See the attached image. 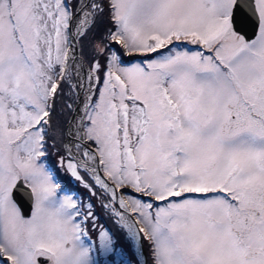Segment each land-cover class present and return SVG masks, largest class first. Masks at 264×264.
Returning <instances> with one entry per match:
<instances>
[{
  "label": "snow or ice",
  "instance_id": "6c2138e0",
  "mask_svg": "<svg viewBox=\"0 0 264 264\" xmlns=\"http://www.w3.org/2000/svg\"><path fill=\"white\" fill-rule=\"evenodd\" d=\"M99 258L264 264V0H0V264Z\"/></svg>",
  "mask_w": 264,
  "mask_h": 264
},
{
  "label": "trees",
  "instance_id": "16d2710c",
  "mask_svg": "<svg viewBox=\"0 0 264 264\" xmlns=\"http://www.w3.org/2000/svg\"><path fill=\"white\" fill-rule=\"evenodd\" d=\"M107 27H110L108 21L106 18H104V23L101 24L96 30H94V32L89 36V41L91 43H88L86 42V45H85V51L88 52L89 54L91 53V44H94V43H98L100 42V39L102 36L105 35V31L104 29H106ZM72 113L71 112H68V111H65L63 110L61 107L58 106L57 108V112H56V115L53 117V131L51 133V135H54L55 136V132L58 133V129L61 127H65L66 125V121H68L69 119V116L71 115ZM55 128H58L56 131L54 130ZM55 143L56 144V147H51V145ZM49 145H50V150L53 151L50 152V154H52L54 157H55V162L59 160L58 156L61 154V149L58 147V142L57 140H49ZM64 174L68 176V178H70V175L67 174L65 171H64ZM72 179V178H70ZM75 180V179H74ZM76 181V180H75ZM76 183L79 185L80 188H82L83 190L85 191H88L86 188L83 187L82 184H80L79 182L76 181ZM98 206H99V201L96 200ZM100 208V207H99ZM101 210V209H100ZM102 211V210H101ZM104 214V218L102 220V222L98 221V223L100 224H103L105 222H109L111 225H113V230L116 231V226L108 219L107 215L103 212ZM146 249V248H145ZM147 251V249H146Z\"/></svg>",
  "mask_w": 264,
  "mask_h": 264
},
{
  "label": "rangeland",
  "instance_id": "374dc122",
  "mask_svg": "<svg viewBox=\"0 0 264 264\" xmlns=\"http://www.w3.org/2000/svg\"><path fill=\"white\" fill-rule=\"evenodd\" d=\"M177 43H178V46H184L183 42H177ZM188 46L189 47H195V46H192V45H188ZM137 59H140V57H137ZM72 116H73V114H71L69 116L68 121H70L72 119ZM57 129L58 128H55L54 130L56 131ZM55 136H56V140L58 142V147L61 149V154L60 155H62L63 154V150L61 148L60 137H59L57 132H55ZM50 152L53 153V151L50 150V148H49L48 149V153H47L48 161L55 163V157L52 154H50ZM60 155L58 156V158L60 157ZM64 171L65 170L63 168H61L60 172H59V176L57 177L58 179L63 178L62 186L64 187V191L67 192V193H71L74 197H76L79 200H82L85 203H87L89 201V198H90L88 191H85L82 188H80L79 185L76 183V181L74 179H70V178H68L67 175L64 174ZM95 203H96L95 211L97 212L98 221L102 222V220L104 218L103 211L100 210V208H99V206H98L96 201H95ZM103 225H105L108 228H112L113 229V227H112L113 225H111L109 222H105V223H103ZM113 231H115V230H113ZM99 260H100V264H106V262L103 261V258H99Z\"/></svg>",
  "mask_w": 264,
  "mask_h": 264
},
{
  "label": "water",
  "instance_id": "95a60500",
  "mask_svg": "<svg viewBox=\"0 0 264 264\" xmlns=\"http://www.w3.org/2000/svg\"><path fill=\"white\" fill-rule=\"evenodd\" d=\"M243 30L248 36H252L253 32L255 31L254 23L245 24L243 26ZM28 208H29V202L27 201V197H25V201L23 203V209L25 212H27Z\"/></svg>",
  "mask_w": 264,
  "mask_h": 264
}]
</instances>
